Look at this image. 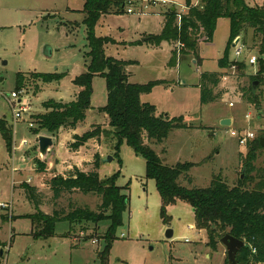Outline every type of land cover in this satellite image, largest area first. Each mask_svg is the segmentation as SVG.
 <instances>
[{"label":"rangeland","instance_id":"obj_1","mask_svg":"<svg viewBox=\"0 0 264 264\" xmlns=\"http://www.w3.org/2000/svg\"><path fill=\"white\" fill-rule=\"evenodd\" d=\"M124 1L128 4L132 0ZM144 1L148 5L144 12L148 13L138 15V11L136 14L125 11L121 15L104 16L94 29L95 37L112 40L105 46V53L107 57L129 63L126 70L131 83L146 85L156 80L165 81L164 87L153 88L145 94L143 103L155 105L158 115L183 116L186 125L201 130L196 134L187 132L190 129L172 132L163 145L152 146L168 165L198 164L191 171L193 183L185 186L207 188L215 176H221L230 186L237 185L244 176L240 156H246L248 150L229 134L230 128L221 127L218 136L213 138L211 127L219 126V117L224 116L234 120L232 128L236 130L258 129V108H264V84L256 92L260 107L249 105L244 94L250 88V76H254L259 67L246 64L243 72L224 71L228 78L222 77L216 89L221 100L201 105L200 92L194 84L199 82L202 73L217 70V59L223 55L229 39V20L220 19L213 42L200 45L202 65L198 64L199 60L194 63L192 55L180 54L170 60L167 57L169 44L164 46L167 42H162L164 50L155 52L149 43L150 37L161 34L168 13L173 9L170 6L175 5L177 14H187L186 1L165 0L169 3L156 5L149 4L153 0ZM84 3L85 0H0V120H5L14 132L11 151L0 133V203L3 204L0 207V264H100L109 222H59L54 236L38 237L43 226L35 228L29 219L37 210L21 189L23 184L37 188L43 195L44 205L40 210L47 215L57 211L64 216L72 207L98 211L102 201L95 194L75 191L55 202L49 187L52 178L67 174L75 166L84 171L92 170L86 164L93 162L96 154L103 161L98 171L100 178L116 177V185L124 189L129 200L123 226L118 229L117 240L110 250L109 264H228L224 246L219 243L214 252L207 245L205 231L196 227L190 229L191 225L195 226V216L187 203L179 201L169 206L170 223L165 224L156 182L146 178L145 159L136 155L126 142L121 145L119 156L111 134L89 141L78 153L69 151L74 134L82 136L97 126L111 130L109 119L99 112L108 104L107 83L103 77L93 79L91 105L94 109L75 132L50 135L39 130L35 123L45 112V102L51 99L71 102L80 91L72 80L87 71L86 56L90 47L87 16L82 12ZM193 3L197 6L200 0ZM247 3L254 7L264 4V0H247ZM141 4L134 2L136 9L141 8ZM242 42L248 48L243 51L242 59L261 56L252 31L242 36ZM47 47L52 52L50 56L45 55ZM231 58H234L233 48ZM175 63L178 66L172 70ZM45 73L66 76L59 84L35 81V74ZM19 76L22 86L18 89ZM13 92L28 103L29 111L22 119L14 117V105L18 108L20 104L18 99L11 98ZM231 103L235 105L233 108L229 107ZM247 114L252 116L250 121L246 119ZM262 120L264 123V115ZM33 130L39 131L34 133ZM262 135L260 132L259 138H264ZM41 136L53 140L46 155L39 150ZM24 140L26 144L22 146ZM109 157L112 160L108 161ZM36 161L45 166L43 173L38 171ZM256 165L264 168V147L259 151ZM169 229L174 232L172 239L166 238Z\"/></svg>","mask_w":264,"mask_h":264},{"label":"trees","instance_id":"obj_2","mask_svg":"<svg viewBox=\"0 0 264 264\" xmlns=\"http://www.w3.org/2000/svg\"><path fill=\"white\" fill-rule=\"evenodd\" d=\"M188 13L181 15L171 9L160 35L150 37L152 46H160L167 42L174 46L172 60L180 54L199 57L201 44H211L214 39L217 22L227 19L230 22V33L223 57L218 61L219 72H205L200 76V103L208 105L221 100V94L216 89L225 75L224 70L231 68L230 52L237 38L246 36L250 31L259 44V52L264 55V4L250 6L247 0H200L194 5L193 0H185ZM126 2L124 0H85L83 13L87 16L89 52L87 53L86 72L76 77L72 83L80 89L71 102L49 100L43 104L45 112L37 117L39 130L50 135L61 132H75L80 124L86 121L88 113L94 108L91 105L93 94V79L103 77L107 83L108 104L99 110L109 119L111 130H102L101 126L93 128L80 136L74 134V142L68 149L72 153L87 145L91 140L100 139L103 134H111L115 141L114 149L119 156L121 145L126 142L136 155L146 161V178L156 182L162 201V218L165 224L170 220L167 208L177 202H185L194 211L195 226L208 235V247L216 252L220 239L226 234L243 240L245 246L238 254L239 264H264V168L256 165L259 151L263 150L261 138L247 147V155L241 154L243 178L237 185L230 186L221 176H215L207 188H187L192 184L191 171L198 164L178 163L168 165L152 148L153 145H163L171 133L176 130L193 129L185 124L183 116L170 117L168 114H157L156 106L143 103L141 96L149 94L153 88L162 82L154 81L146 85L133 84L129 80L127 67L129 63L107 57L105 46L112 42L109 38H97L94 29L100 19L110 14H123ZM181 48V53L179 52ZM245 63L237 64V70L245 69ZM65 74L45 73L35 74L34 79L42 84H59ZM17 81V88L22 86V79ZM251 85L245 90L244 99L249 105L261 106L256 92L264 84V61H261L257 75L250 76ZM259 84L255 86V82ZM258 109H263L261 106ZM39 130H33L38 133ZM0 133L11 151L13 146V129L5 120H0ZM264 137V135H262ZM102 159L99 154L94 161L86 164L92 170H81L75 166L67 174L55 176L49 182L53 192V200L57 202L64 195L79 191L84 195H97L102 204L98 211L88 208H74L61 216L57 211L47 215L40 210L44 205L43 195L37 188L23 184L21 189L37 213L30 216L35 228L41 230L38 237L49 238L55 235V225L59 222H109V228L103 237L106 249L100 254V264H109L110 250L117 240L116 234L123 226V215L127 212L129 200L123 188L116 185V177L101 179L99 175ZM39 172L45 171V166L36 161ZM245 177V178H244ZM64 214V212H63Z\"/></svg>","mask_w":264,"mask_h":264},{"label":"built area","instance_id":"obj_3","mask_svg":"<svg viewBox=\"0 0 264 264\" xmlns=\"http://www.w3.org/2000/svg\"><path fill=\"white\" fill-rule=\"evenodd\" d=\"M134 2L135 3H138V2H141V8L139 7V9H136L135 6H134ZM152 5H156V4H160V3H163V4H168L169 2L165 1V0H153L152 2H149V4ZM125 10L127 11L128 14H136V11H138V15H144L148 12H144V10H148V5L147 3L144 1V0H132V1H129L128 4L126 2L125 4ZM181 15L182 14H179L177 20L178 22H180L181 20ZM234 49V58H231L229 59L230 62H232V65H231V70H237V64L239 63H245V65H250V66H258L259 69H260V64H261V61H264V55H261L260 57H257V56H249L247 57V59H242V56H243V51L245 49L248 50V48L246 47L245 44H243L242 42V39L241 38H237L234 43H233V47ZM181 50V48H180ZM179 50V52H180ZM229 70V69H228ZM226 71V70H224ZM259 72V70H258ZM258 72L255 74L257 75ZM254 75V76H255ZM228 77L226 75L223 76V79L226 80ZM11 98L13 100H17L18 99V103L20 104V106L17 108L16 105H14V109H13V113H14V117L15 119H22L23 116L27 115L28 111H29V107H28V103L26 100H23V98H20L18 97V94L16 92H13L11 94ZM235 105L234 104H229V107L233 108ZM261 109H258V115H259V111ZM263 111V110H262ZM264 113L259 117H258V121L260 122L259 123V127L257 130H236L234 128H230V131H229V134L232 136V137H235L237 138V141L239 143V146L241 147H248L249 144H251L252 142L256 141L259 136L258 134L261 132L262 134H264V123L262 122V117H263ZM246 119H248L249 121L252 119V116L251 114H247L246 115ZM26 144V141H22V146ZM3 204L0 203V207H2Z\"/></svg>","mask_w":264,"mask_h":264},{"label":"water","instance_id":"obj_4","mask_svg":"<svg viewBox=\"0 0 264 264\" xmlns=\"http://www.w3.org/2000/svg\"><path fill=\"white\" fill-rule=\"evenodd\" d=\"M173 11H176L175 8H173ZM48 47L45 50V55L50 56L51 51L49 53ZM259 83L255 82V86H257ZM264 112L262 110L259 111V115L261 116ZM221 127L223 128H232L233 120L232 119H224L221 121ZM261 145L264 147V138H261ZM53 146V140L49 137L41 136L39 138V150L42 155H46L48 152V149ZM112 160L111 157L108 158V161ZM174 236L173 230L169 229L166 232V238L172 239ZM220 244L225 247L226 249V255H227V262L228 264H239L238 262V254L245 246V242L243 240L237 239L230 234H226L222 239H220Z\"/></svg>","mask_w":264,"mask_h":264},{"label":"crops","instance_id":"obj_5","mask_svg":"<svg viewBox=\"0 0 264 264\" xmlns=\"http://www.w3.org/2000/svg\"><path fill=\"white\" fill-rule=\"evenodd\" d=\"M263 5V4H262ZM262 5H259V6H262ZM170 7H173V8H175V5L174 6H170ZM169 7V8H170ZM175 10H176V8H175ZM164 24V23H163ZM163 28V27H162ZM144 42V41H143ZM163 44H165L164 46H166V44L168 45L169 43H163ZM164 46H162V45H160V46H158V47H154V46H152L154 49H155V52L156 51H159V50H164ZM168 48H169V50H168V53H167V57H170V60L172 59V53H173V51H174V46L173 45H171V44H169L168 45ZM201 48V47H200ZM223 54H224V52H223ZM223 57V55L222 56H220V58H218L217 59V67H218V61L221 59ZM169 60V61H170ZM194 60V59H193ZM198 60L200 61V63H198ZM203 62H204V59L202 58V57H200V49H199V57H198V59L196 60H194V63H198V64H203ZM177 66H178V63H175L173 66H171V69L172 70H175L176 68H177ZM220 71V69L219 68H217V70L216 71H213V72H219ZM205 73V72H204ZM74 80V79H73ZM72 80V81H73ZM156 81H160V82H162L160 85H158V86H156L154 89H157V88H160V87H164L165 85L163 84L165 81H163V80H156ZM199 82H200V79H199ZM199 82L198 83H196V84H194V86L199 90V92H200V89H199ZM183 84L185 85V86H187V83L185 82V81H183ZM167 85V84H166ZM144 96H146V95H142L141 96V100H142V97H144ZM200 99V98H199ZM155 106V105H154ZM262 110H264V108L262 109ZM264 112V111H263ZM171 117V116H170ZM225 118H227V117H224V116H220L219 117V126H214V127H211L212 129H213V131L214 132H212L211 133V137H213V138H215V137H217L218 136V134L220 133V129H221V121L222 120H224ZM233 124H234V120H233ZM199 127H195L194 129H190L189 131H187V132H191V133H194V134H196V133H199L201 130L200 129H198ZM174 132H181V130H176V131H174ZM228 131H226L225 133H227ZM216 154H220V152H216ZM194 227H196V226H193V225H191L190 226V229H194Z\"/></svg>","mask_w":264,"mask_h":264}]
</instances>
